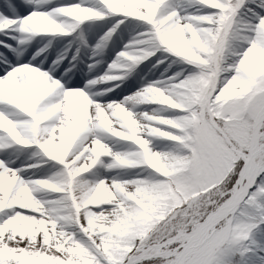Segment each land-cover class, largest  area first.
<instances>
[{
    "label": "snow or ice",
    "instance_id": "snow-or-ice-1",
    "mask_svg": "<svg viewBox=\"0 0 264 264\" xmlns=\"http://www.w3.org/2000/svg\"><path fill=\"white\" fill-rule=\"evenodd\" d=\"M0 264H264V0H0Z\"/></svg>",
    "mask_w": 264,
    "mask_h": 264
},
{
    "label": "rangeland",
    "instance_id": "rangeland-1",
    "mask_svg": "<svg viewBox=\"0 0 264 264\" xmlns=\"http://www.w3.org/2000/svg\"><path fill=\"white\" fill-rule=\"evenodd\" d=\"M117 91H119V89Z\"/></svg>",
    "mask_w": 264,
    "mask_h": 264
}]
</instances>
